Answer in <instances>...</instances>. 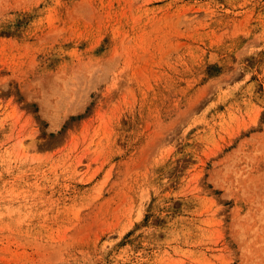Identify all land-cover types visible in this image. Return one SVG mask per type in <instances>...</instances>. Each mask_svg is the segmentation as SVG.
Masks as SVG:
<instances>
[{"label": "rangeland", "instance_id": "1", "mask_svg": "<svg viewBox=\"0 0 264 264\" xmlns=\"http://www.w3.org/2000/svg\"><path fill=\"white\" fill-rule=\"evenodd\" d=\"M0 264H264V0H0Z\"/></svg>", "mask_w": 264, "mask_h": 264}]
</instances>
